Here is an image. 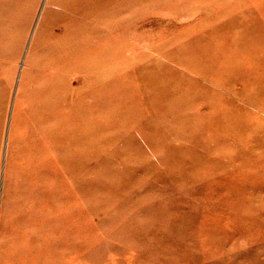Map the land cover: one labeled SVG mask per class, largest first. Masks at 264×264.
Instances as JSON below:
<instances>
[{
  "label": "rangeland",
  "instance_id": "obj_1",
  "mask_svg": "<svg viewBox=\"0 0 264 264\" xmlns=\"http://www.w3.org/2000/svg\"><path fill=\"white\" fill-rule=\"evenodd\" d=\"M0 167V264H264V0H5Z\"/></svg>",
  "mask_w": 264,
  "mask_h": 264
},
{
  "label": "bare ground",
  "instance_id": "obj_2",
  "mask_svg": "<svg viewBox=\"0 0 264 264\" xmlns=\"http://www.w3.org/2000/svg\"><path fill=\"white\" fill-rule=\"evenodd\" d=\"M44 1V0H43ZM4 3H5V0L3 1V2H0V4L2 5V7L0 6V9H2L3 8V6H4ZM41 3V2H40ZM56 3V6H63V7H69V6H71L72 5V1H70V2H68L66 5H62V4H60V3H58V1H56L55 2ZM70 4V5H69ZM17 7V6H16ZM20 7V6H19ZM39 11V10H38ZM40 11H41V9H40ZM42 13V12H41ZM40 16H41V14H40ZM40 16H37L38 18H36L35 19V22H34V24L35 25H37V23H38V21H39V18H40ZM35 18V17H34ZM54 21V16L52 17H50V18H48L47 20H45V22H44V26H43V28H42V30H41V32L38 34V37H37V44H36V48H35V52H34V59H32V62H31V64H30V66H32L31 68L32 69H34V70H36V66L38 65V63L42 60V58L44 57V50H43V47H40L41 46V44H42V41H43V39L45 38V37H48V36H50V33H49V27L50 26H52V22ZM33 24V23H32ZM36 27V26H35ZM34 28V26L32 27V29H30L31 30V33L29 34V39H31L32 40V38H33V34H34V30H35V28ZM28 37V36H27ZM27 40V39H26ZM31 40H30V42H31ZM30 44V43H29ZM29 48V46H28V43L25 45V47H24V50H22V55H21V58H20V62H19V67H18V71H17V78H18V80L20 81V79H21V74H22V70H23V68H24V66H25V60H26V55H27V52H28V49ZM16 79V78H15ZM17 86V85H16ZM17 90V89H16ZM13 101V100H12ZM12 106V105H11ZM63 109H65V108H63ZM13 111V110H12ZM10 112V111H9ZM10 124V123H9ZM8 127H10V125L8 126ZM8 134H9V129H8V133H7V136H8ZM50 134H47L46 136H49ZM67 136V139L70 141L71 140V136L70 135H66ZM6 140V139H5ZM47 140V139H46ZM50 140H52V139H50ZM37 142L38 141H36L35 140V144H37ZM68 148H70V147H66V149L64 148V147H57L55 150H54V152L57 154L58 152H59V149H61V151L63 150V151H66V150H68ZM4 153L5 154H7V145H6V141H5V146H4ZM2 155V154H1ZM28 160H29V158H27ZM3 166V165H2ZM1 168V167H0ZM2 174V173H1ZM1 203V202H0Z\"/></svg>",
  "mask_w": 264,
  "mask_h": 264
}]
</instances>
